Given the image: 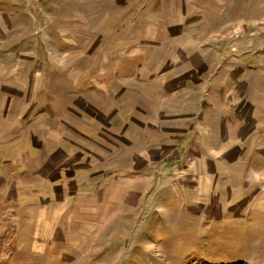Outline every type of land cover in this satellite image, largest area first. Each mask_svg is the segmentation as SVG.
<instances>
[{"label": "rangeland", "instance_id": "1", "mask_svg": "<svg viewBox=\"0 0 264 264\" xmlns=\"http://www.w3.org/2000/svg\"><path fill=\"white\" fill-rule=\"evenodd\" d=\"M223 93H264V0H0V264H264V130L201 155Z\"/></svg>", "mask_w": 264, "mask_h": 264}, {"label": "crops", "instance_id": "2", "mask_svg": "<svg viewBox=\"0 0 264 264\" xmlns=\"http://www.w3.org/2000/svg\"><path fill=\"white\" fill-rule=\"evenodd\" d=\"M184 47L181 48V53L177 54L180 58H184L186 57V62L187 64L183 63V64H179V62H175V66H169L171 69L168 71H153L151 72L149 68H145V67H141L139 70V73L137 74L138 77V85L136 86V89H134L137 93H139L140 97L142 98L141 95L143 96H147V95H151V97L147 96L148 98H150L149 100L150 103H147L146 100L144 98L143 101L146 102V105L150 106L152 105V108L156 106L157 101L153 99V94H156L159 89L158 86L160 87V83L162 81V75H166V74H186V71L188 68H190L191 66V62L192 60L188 59V54H186L184 52V49L188 50V42L185 44L184 43ZM178 58V57H177ZM200 59H202V57H200ZM169 62V61H168ZM180 65L178 67H176L177 65ZM198 64H200V68L202 69H207L206 68V64L204 63V61L202 60L201 63L198 62ZM152 68V66H150ZM176 68H179L180 70H177ZM153 70V69H152ZM154 75L155 79L148 82L146 85H142L140 84L142 81L141 80H146V78L150 75ZM161 78V79H159ZM189 78V76H188ZM136 82V83H137ZM147 82V81H146ZM135 86V85H134ZM205 88V84L199 85V86H195L193 88V90L191 91L192 93H189L188 95H183L182 96V92L184 89H181L180 93L177 94L176 96H182L183 97H187V99H190L187 104V106L185 107H181L180 109L176 110L175 112L179 111L181 113H178L180 115H182V112L184 109H187L190 111V113H193V111L196 110V108L200 105L201 100H200V96L199 92ZM219 94V93H217ZM222 94V93H220ZM223 96V101H228L229 102V97H230V102H229V107H231L232 109L230 110L232 117L230 118V121H223L222 123L216 119V114L218 111V113H221L222 111L225 110L224 106L220 103V97ZM221 96H216V100L214 101L215 105L213 107V112L214 115H211L209 118V124L210 127H212V131L210 134H212L210 137L212 139V142L215 141H220V144L224 149V151L222 152L221 155H219L220 158H218L214 153H201V155L203 154V156H207L210 157V159L212 160L211 162L213 164H217V165H225V164H237L239 166V164H243V161L241 163V160H243V155H241L240 153V149L241 147L245 144V143H249V145L251 143H253L254 145V141L256 139H254V136H256L257 134H261V133H257L258 131H263L264 130V93H261L260 97L258 98V94L256 95H252V94H229V93H223V95ZM168 102V101H167ZM165 102V103H167ZM191 102V103H190ZM236 102H238V104H236ZM160 105V102H159ZM162 113L164 114L163 118L166 115H170L172 114L171 111L169 112V110L164 106V104L162 105ZM234 112H236L234 114ZM170 113V114H169ZM186 113V111H185ZM192 116V115H191ZM180 117V116H179ZM190 118V117H189ZM189 118L187 120H178V121H173L170 122L171 123H177V124H182L181 126H178L179 128L183 129V128H188L190 125V122L188 121ZM169 123L168 121H166L164 124ZM184 124H188L186 126H183ZM164 126V125H163ZM178 127H173V128H164V129H171L173 130L174 128ZM204 131V130H203ZM202 131V132H203ZM182 132V131H181ZM214 132H216V134H218L216 137L214 135ZM222 136H227L229 138H231V141L228 140H223L221 138ZM262 135V134H261ZM259 136L258 140H260L261 142L258 144L260 146V148H264V136ZM53 137V136H52ZM200 155V156H201ZM226 156V160H221V157ZM256 159L260 158V159H264V152H262L261 154H258L254 156ZM238 171H240V169H238ZM237 171V172H238ZM242 171H245V169H242ZM241 173V171H240ZM1 192L4 191V189H0ZM1 195V193H0ZM17 197V196H15ZM44 218V217H43ZM45 220V218H44ZM46 227H48L47 223H46ZM45 227V228H46Z\"/></svg>", "mask_w": 264, "mask_h": 264}, {"label": "trees", "instance_id": "3", "mask_svg": "<svg viewBox=\"0 0 264 264\" xmlns=\"http://www.w3.org/2000/svg\"><path fill=\"white\" fill-rule=\"evenodd\" d=\"M16 199H14V201H15ZM3 205V204H2ZM1 204H0V206H2Z\"/></svg>", "mask_w": 264, "mask_h": 264}]
</instances>
